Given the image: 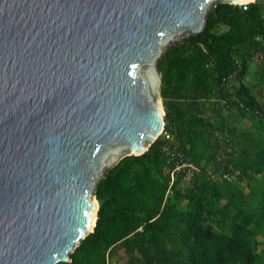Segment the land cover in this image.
I'll return each instance as SVG.
<instances>
[{
    "label": "water",
    "instance_id": "obj_1",
    "mask_svg": "<svg viewBox=\"0 0 264 264\" xmlns=\"http://www.w3.org/2000/svg\"><path fill=\"white\" fill-rule=\"evenodd\" d=\"M245 1L0 0V264L71 261L99 181L164 130L161 59Z\"/></svg>",
    "mask_w": 264,
    "mask_h": 264
},
{
    "label": "trees",
    "instance_id": "obj_2",
    "mask_svg": "<svg viewBox=\"0 0 264 264\" xmlns=\"http://www.w3.org/2000/svg\"><path fill=\"white\" fill-rule=\"evenodd\" d=\"M256 51L264 53V0L218 3L202 31L167 51L164 132L99 181L93 230L57 264H109L118 249L126 264H264V107L256 82L243 80ZM230 109L251 125L231 123ZM171 152L198 167L184 187L185 168L169 187Z\"/></svg>",
    "mask_w": 264,
    "mask_h": 264
},
{
    "label": "rangeland",
    "instance_id": "obj_3",
    "mask_svg": "<svg viewBox=\"0 0 264 264\" xmlns=\"http://www.w3.org/2000/svg\"><path fill=\"white\" fill-rule=\"evenodd\" d=\"M263 69H264V61L260 58H252L251 63H250V67H249V72L246 76L244 75L245 77L243 76V80H245V82H249V83L253 80L256 82V84L258 86L253 88V90H254V93L256 94L258 100L261 102V104L264 107V78L261 79L259 77V79H258V77H257V75H259ZM232 81L235 84H238L239 78H237V77L232 78ZM235 84H233V85H235ZM226 113L231 114V115H229V120L231 121V123H233V124L235 123L239 127H248L249 125H251V120L249 118L246 119V117L241 118L240 116L237 115L236 110L230 109ZM219 136H222V134H219ZM236 140H238V139H236ZM239 141L242 142L243 140H239ZM232 178H233V176H232ZM189 179H190L189 174H187V173L182 174L180 181H179L180 182L179 185L181 187H184L187 184ZM126 259H127V256H126L124 250L118 249L116 251L115 255L109 259V264H126V262H125Z\"/></svg>",
    "mask_w": 264,
    "mask_h": 264
},
{
    "label": "built area",
    "instance_id": "obj_4",
    "mask_svg": "<svg viewBox=\"0 0 264 264\" xmlns=\"http://www.w3.org/2000/svg\"><path fill=\"white\" fill-rule=\"evenodd\" d=\"M250 1H245V2H241L239 3V5L245 9L247 7V4ZM264 56V53L261 51H256L253 54V58H262ZM164 132V130H163ZM162 132V133H163ZM166 136H168V134H166ZM170 158L174 159V166L172 168H170V181H169V187L171 185V183L173 182V180L175 179V176L177 174V172H179L181 169L185 168L186 169V173L191 175L195 170H198V167L195 166L192 162H190L189 160L184 158V154L181 152H171L170 154ZM223 177H225L226 179H231L232 175H230L227 172H224L222 174ZM169 191V188H168Z\"/></svg>",
    "mask_w": 264,
    "mask_h": 264
}]
</instances>
